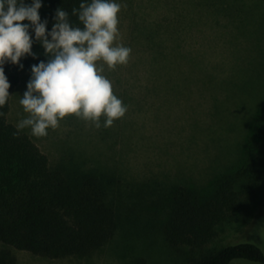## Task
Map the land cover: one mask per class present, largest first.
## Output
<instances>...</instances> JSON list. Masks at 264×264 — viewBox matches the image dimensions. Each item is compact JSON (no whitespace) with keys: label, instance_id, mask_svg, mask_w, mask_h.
Instances as JSON below:
<instances>
[{"label":"rangeland","instance_id":"1","mask_svg":"<svg viewBox=\"0 0 264 264\" xmlns=\"http://www.w3.org/2000/svg\"><path fill=\"white\" fill-rule=\"evenodd\" d=\"M120 2V42L131 47V58L114 70L105 67V75L128 106L125 116L97 129L70 115L44 137L20 130L52 168L114 179L119 234L83 258L48 259L0 244L15 264H132L137 258L183 264L184 250L162 235L171 188L210 195L249 142L251 120L264 104V0ZM30 75L20 77L11 95L8 121L15 126L27 116L19 99ZM243 242L264 250V203L249 227L220 226L209 251Z\"/></svg>","mask_w":264,"mask_h":264},{"label":"trees","instance_id":"2","mask_svg":"<svg viewBox=\"0 0 264 264\" xmlns=\"http://www.w3.org/2000/svg\"><path fill=\"white\" fill-rule=\"evenodd\" d=\"M79 5L80 0H43L39 13L48 20V30L58 7L69 12L72 24L83 27L72 14ZM32 50L37 55L21 58L23 69L4 65L11 94L20 77L31 73V65L47 60L38 41ZM10 100L0 108V244L48 259L89 256L113 241L122 225L111 196L114 179L101 172L52 168L37 144L8 121ZM169 195L162 235L170 247L184 250L183 264H264V250L250 242L209 251L220 226L236 222L249 227L264 203V104L251 120L239 162L216 178L210 195L185 185L171 188ZM0 264H15L9 250L0 251ZM132 264L147 262L137 258Z\"/></svg>","mask_w":264,"mask_h":264},{"label":"clouds","instance_id":"3","mask_svg":"<svg viewBox=\"0 0 264 264\" xmlns=\"http://www.w3.org/2000/svg\"><path fill=\"white\" fill-rule=\"evenodd\" d=\"M42 2L0 0V108L12 95L5 63L23 69L21 58L35 57L32 46L38 41L47 60L31 65L26 91L19 99L27 116L16 128H28L33 136L44 137L70 115L97 129L113 125L128 111L105 75V67L114 70L131 58V47L120 42L122 3L80 0L72 14L83 27L72 24L69 12L58 7L48 30V20L39 13Z\"/></svg>","mask_w":264,"mask_h":264}]
</instances>
